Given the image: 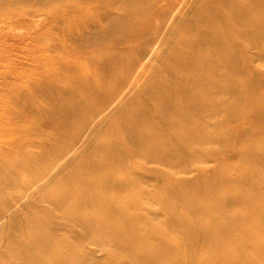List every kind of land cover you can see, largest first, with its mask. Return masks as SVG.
Returning <instances> with one entry per match:
<instances>
[{
  "label": "bare ground",
  "instance_id": "6f19581e",
  "mask_svg": "<svg viewBox=\"0 0 264 264\" xmlns=\"http://www.w3.org/2000/svg\"><path fill=\"white\" fill-rule=\"evenodd\" d=\"M101 1L0 0V21L39 13L72 25L74 15L65 6L73 3L79 10H87L99 7ZM180 1L170 0L172 4ZM190 5L193 16L184 27L196 34L183 37L181 46L168 47L160 55L170 77L140 82L141 97L134 106L142 114L130 115L122 103L117 104L115 115L108 114L106 107L117 102L121 87L115 85L114 76L127 67L132 72L152 68L154 52L148 45L134 56L114 49L103 51V38L110 27L118 42L124 41L126 49H131L133 44L128 46V42L142 41L145 31L161 27L172 13L169 0L163 6L153 0L110 1L102 6V15L111 25L95 21L91 36L81 37L78 45L69 44L77 51L97 44V51L84 54L86 65L60 55L57 72L36 68L39 82H32L38 86L36 93L52 100L45 106L29 96L27 108L13 119L3 120L0 203L5 193L12 192L27 196L34 211L45 210L37 197L40 190L30 191V187L50 162L55 165L64 159L65 149L41 135L38 128L17 124L40 116L43 106L54 134L61 139L72 127L81 130L88 121L83 110L93 107L101 123L98 131L109 128L107 136L94 140L104 144L109 154L102 160L65 159L67 164L60 166L61 173L44 186L42 194L58 213L48 211L38 217L26 213L17 224L8 222L0 228L5 238L0 264H89L91 253L68 246L70 236L57 229L58 217L80 225L88 242L110 246L117 253V264H264V191H258L260 185L264 187V98L259 103L252 91L259 80L244 75L248 49L256 46L264 54V0H197V4L191 0ZM205 15L208 18L203 19ZM96 17L93 13L89 18ZM62 88L70 92L69 99L54 97ZM233 89L235 95H228ZM244 100L248 107L241 105ZM255 102L262 108L246 125ZM10 114L9 108L4 110L5 117ZM233 116L239 122L235 126L229 123ZM226 139L242 146L235 148L236 163L225 162L218 153L229 148ZM95 148L99 146L95 144ZM152 157L159 162L155 169L146 165ZM207 157L218 164L211 175L207 171L214 167L204 166ZM181 170L197 172L186 182ZM119 173H124L121 181ZM158 173L163 174L162 180ZM28 174L30 178L18 180ZM226 185L234 189L229 203L238 208L236 213L216 211L219 201L215 194ZM67 198L73 203L65 204ZM157 203L159 211L153 207ZM30 222L34 226L23 230ZM174 234L181 238L172 241ZM128 247L132 252L123 253ZM143 249L150 254L142 255ZM3 252L6 256L2 258Z\"/></svg>",
  "mask_w": 264,
  "mask_h": 264
},
{
  "label": "rangeland",
  "instance_id": "374dc122",
  "mask_svg": "<svg viewBox=\"0 0 264 264\" xmlns=\"http://www.w3.org/2000/svg\"><path fill=\"white\" fill-rule=\"evenodd\" d=\"M84 1L87 4L93 2V0ZM110 1L112 0H102L99 7L87 10H79V6L73 5V3L68 4L64 9L71 11L74 15V22L72 25H68L61 20H56L54 16H47L39 13H37L38 16L17 15L12 19L0 21V130L3 120L13 119L12 116L18 115L22 108H27L25 105L29 104V102L26 101L29 96L34 97L37 101H42L45 106L52 100V97L48 95L39 96L36 93V87L38 86H34L32 82H39L37 67L44 66V69L49 72H57L60 70L58 64L60 55H64L71 61L74 59L80 63L81 66L86 65L83 62L84 54L97 51L96 48H99L97 44H90V47H86L87 50L83 49L84 51H77L74 49V46L71 48L69 44L78 45L77 41L80 40L81 37L91 36V31L94 29L96 22L102 25H111L110 21L102 15V6ZM190 1L191 0H181L179 3L172 4L169 0V6L173 9L172 13L168 15L161 27L151 30L150 32L145 31L147 36L142 41L139 42L137 39H133L128 42V46L133 44L131 49H126L124 41L119 43L117 36L111 32L110 27L108 28L106 36L103 38L105 42L102 45L103 51L114 49L119 52H125L129 56H134L141 52L145 45H148L147 47L154 52L155 57L154 61H152V63H154L152 68L145 67L141 71L132 72L129 67H127L119 76H114L115 85L119 86L121 84V87L117 93V102L109 104L106 107L108 114L115 115V108H117L120 103L126 106L125 110L130 113V115L142 114L141 111L134 106L135 100L141 97L142 86L140 82L143 79L158 81L170 77L164 67L165 60L162 58L163 56L160 57V55H163L168 47L167 50L181 46L182 43H180V41L183 37L195 36L196 33L194 30L184 27V23L190 21L193 16L194 7L190 5ZM24 2L27 3L28 1ZM153 2L161 6L166 5V0H153ZM195 4H197V0H195ZM111 9L112 6L108 11ZM114 10L116 9L114 8ZM93 13H96L97 17L95 19H90L89 17ZM23 17V20L18 21ZM205 18H208V16L205 15L203 19ZM179 35H181V37L177 40L176 38ZM66 39H68V41ZM248 55L250 57L246 62L248 71H246L244 75L245 77L253 75L255 79L259 80L256 85L251 87L253 93L256 95V99L259 103H262L264 98V54L259 47L255 46L248 49ZM69 72L75 73L74 69L69 70ZM235 93V89H233L228 95H235ZM70 95V92L66 88H62L61 92L54 97L62 100L69 99ZM150 100L154 102L153 99ZM246 100L242 101L241 105L248 107L249 105H246L248 100ZM227 102L226 100L225 103ZM30 103L33 104L32 102ZM255 103H253L252 107L249 109L247 120L245 121L246 125L252 123L251 121L255 119L256 114H258L259 110L262 108L259 103ZM8 108L11 113V117L9 118L3 115L4 110ZM83 113L85 116L86 114L88 115L87 124L81 130H78L79 127H72L69 134L62 139L54 134V129L46 117V115H49L48 111L44 106L43 113L40 116H30L26 124L17 122L22 128H38L41 135H46V137L50 138L53 142L55 141L59 148L62 147L63 150L65 149V154L64 159L58 161L55 165L50 162V167L47 168L46 172L30 187V191L40 190L37 192V197L40 199V207L43 206L45 210L43 212L34 211L29 207L27 196L13 195L12 192V194L7 192L0 203L3 210V212L0 213V228L8 222L13 223L19 221L18 219L26 213H33L36 217L43 213L47 214L48 211L49 213H58V208L53 209L50 201H48L45 196H42V194L46 192L43 190L44 186L48 185L57 174L61 173L59 170L60 166H65L67 164L65 159L71 160V162L75 159H81L82 157H87L91 160H102L104 156H108L109 153L103 147L104 144L97 143L94 139L107 136L109 128L105 126L102 131H98V126L101 123H99L100 119L95 115L96 112H94L93 107H87V109L83 110ZM79 115L82 116V113L80 112ZM229 123L231 126H235L239 122L237 118L233 116L229 119ZM226 142L229 143V148H226L224 151L221 150L218 153L225 162L236 163L237 157L235 148H240L242 146L239 145L240 143H235V140L226 139ZM95 144L99 146L97 150ZM204 161V166L206 168L211 169L214 167L212 170L207 171V173L211 175L218 165L217 161L213 159V157H207ZM146 165L147 167L155 169L154 167H159V162L155 157H152L146 161ZM82 168L86 170L84 166H82ZM196 172L197 171L194 170L187 173L181 170L179 174L184 176L186 182H191ZM99 174L100 173H92L93 176ZM158 175L156 176L162 180L164 177L163 174L158 173ZM117 176L120 180V178L124 176V173H119ZM27 178H30L29 174L20 176L18 180L22 182ZM258 180L260 179L257 176V184ZM228 185L215 194V199L219 201L216 208L217 212L227 209L235 211L236 213L238 210V208L229 203V196L234 192V189L228 187ZM11 191H15V189L12 188ZM258 191H264V187L260 185ZM41 199L43 204H41ZM64 201L65 204L73 203V200L70 198ZM109 201L111 200L109 199ZM153 207L155 211H159L161 205L157 203L153 205ZM56 224L57 229L65 237L70 236L68 240V246L70 248L91 253L89 264H117L115 263L117 253L108 245L88 242L86 237L82 236L83 231L80 225L60 217L57 218ZM32 226H34L32 222L25 223L23 225V230H27ZM180 238L179 235L174 234L171 240L176 241L174 239L179 240ZM4 240V235H0V249H2L1 245ZM124 252L131 253L132 249L128 247L126 251L123 250V253ZM143 254L148 255L150 251L143 249L142 255ZM4 256H6V252H3L1 255L2 258Z\"/></svg>",
  "mask_w": 264,
  "mask_h": 264
}]
</instances>
